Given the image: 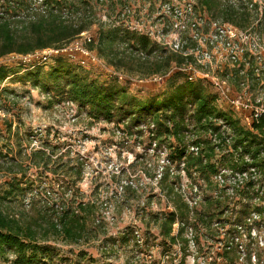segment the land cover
Segmentation results:
<instances>
[{"label": "rangeland", "instance_id": "rangeland-1", "mask_svg": "<svg viewBox=\"0 0 264 264\" xmlns=\"http://www.w3.org/2000/svg\"><path fill=\"white\" fill-rule=\"evenodd\" d=\"M73 1L79 8L76 13L68 14V19L75 21L81 16H88L86 20L92 23L84 34L67 46L64 52L58 53L64 56L73 68L75 67L76 72H81L98 84L117 83L137 99H150L168 93L172 88L167 80L168 77H175V84L185 81L182 71L178 70L179 65L174 63L169 67L167 74L142 76L123 68L115 69L95 51L93 53L99 61H91L90 57L76 50L75 45L78 47L82 45L85 35L91 40L95 39V31L99 24L97 20L102 23L116 20V13L121 11L117 23L122 22L129 31L145 35L151 43L156 44V47L171 52L173 39L177 37L183 39L187 34L180 36L173 30L174 27L171 28L173 19L165 12V7L171 4L180 7L190 4L200 11L202 7L199 5V0H120V3L116 1L113 4L105 0ZM254 1L258 6H264V0ZM34 6H38L37 2ZM257 26V23L252 24V27L259 30L264 37L263 27ZM164 40L167 44H164ZM58 54L47 55L45 51H35L25 56L8 54L0 58V64L18 70L17 74H12L3 83V87L9 89L15 98L13 100L8 97L14 102L8 104V108L0 107V173H18L17 177L21 176L20 173H26V178L34 180V189H38L37 186L47 181L44 177H51L50 172H45L42 177L39 173L47 171L48 167H52V163L50 162L44 170L35 167L30 156L34 150L44 148L46 153H52L51 160L61 156L62 161L68 159L71 160L70 164H82L83 177L78 184L81 197L96 206L97 220L91 225L93 232L89 230L87 238L76 244L56 242L55 245L63 258L54 264H207L211 260L221 264L224 263L222 245L233 233L243 237L247 232L251 240L257 241L260 247L264 246V218H258L252 225L243 227L244 231L233 232L230 229L223 234L225 227L213 225L210 227L215 230L208 231L207 226L210 223L206 226L205 223L189 216L186 222L200 223V226L195 224L192 231L197 246L195 248L187 246L183 241V234L181 235L183 240L179 239L178 243L171 246L168 245L169 243L166 244L167 246L163 244L158 235L159 228L155 217L158 213L174 210V196L180 195L182 201L184 196L196 199L199 204L195 212L210 215V221L214 222L219 220L222 214L230 216L225 212L230 203L238 205L241 210L246 209L248 204L264 203V194L260 196L258 193L261 187H264V175L260 173L262 178L259 179L256 170V180L247 178L246 180L251 181H247L250 182L249 184L244 183L239 191L242 194L237 191L231 195L224 189L215 192L220 188L213 176L209 177V185L195 169L187 170L183 161H172L169 158L170 145L174 147L177 144L171 136L164 142H158L152 139L144 124L126 130L121 120L105 121L93 118L86 110L78 109L64 96H56L51 92L43 93L33 87L29 81L21 80L22 73L26 70L33 71V66H40L46 70L54 65ZM131 54L133 55L127 53V57L138 61L154 59L158 53L153 51L144 59L134 53ZM81 60H84L83 64L80 63ZM217 60L215 65L217 67L213 65L214 72L221 77L228 73L230 64L228 65L225 56H220ZM196 77V82L192 83L214 96L212 105L216 110L229 114L238 127L254 134L257 142L262 146L264 133L258 132L253 125H247L242 116L230 111L228 105L218 99V93L211 85V79L200 80ZM237 81L233 78L227 82L233 89L239 90V87L235 86ZM2 99L3 97L0 96V103ZM192 110L193 108H189V113ZM10 120L12 127L7 130L6 125ZM211 121L210 130L200 132L197 129L196 132V126L194 129L191 119H186L184 136L185 142L201 138L210 144L213 150L212 162L218 163L214 173H219L222 167H226L223 159L231 158L233 154L228 151V147L231 148V141L228 147L225 144L215 145L211 142L207 134H214L217 129L212 128L219 124L216 119L212 118ZM218 131L220 137L227 138L222 129L219 128ZM234 133L233 131V141L236 137ZM191 146H197L199 152L198 145L189 144L187 148L190 152L197 153L190 150ZM259 157L256 156V159ZM231 160L235 164L233 167H238L237 164L240 162L243 163L240 157L236 162L232 158ZM160 173L165 181L159 183ZM5 179V175H0V185ZM23 179L25 180L22 176L21 181H24ZM232 181L233 179L229 178L227 185ZM165 184L167 187L170 184L173 186L175 195H171V198L166 194ZM192 187H198L200 190L196 191ZM257 187L258 189L255 190ZM195 191L199 198L195 197ZM248 191L254 196L255 201ZM217 199H220V203H215ZM214 205H218V208L215 209ZM246 214L247 211L242 212L240 214L242 216L238 215L237 218L242 219ZM205 232L206 236H204ZM121 237L126 238L121 240ZM242 248H237L241 253L236 254L238 259L235 264H264V258L259 262L252 257L248 260L247 248L244 246ZM78 253H84L85 257L81 258ZM0 264L9 263L0 260Z\"/></svg>", "mask_w": 264, "mask_h": 264}, {"label": "trees", "instance_id": "trees-1", "mask_svg": "<svg viewBox=\"0 0 264 264\" xmlns=\"http://www.w3.org/2000/svg\"><path fill=\"white\" fill-rule=\"evenodd\" d=\"M105 1L113 4L120 0ZM35 2L36 0H0V58L8 54L25 56L35 51L60 49L77 39L92 24L86 20L88 16H81L75 21L65 16L78 11L79 7L73 0H41L38 6H34ZM199 5L202 10L198 11L204 13L209 21L229 23L241 29L257 23L264 30V8L259 12L258 3L253 0H199ZM192 7L197 11L194 5ZM120 12L116 13V20L119 19ZM116 20L105 23L97 20L99 24L95 39L85 43L88 50L95 51L115 69L123 68L142 76L164 75L172 63L180 65L192 61V56L165 52L151 43L145 35L129 31L122 22L117 23ZM137 48L148 54L153 51L158 54L151 60L133 61L127 57V53L133 55V49ZM33 69L24 71L21 80L29 81L43 93L64 96L93 118L121 120L126 130L144 124L152 139L158 142H164L171 136L177 144L174 147L170 145L169 158L172 161H183L187 170L195 169L209 185V177L214 174L218 163L212 162L213 150L207 141L199 138L189 141L190 143L185 142L186 119H191L196 132L197 129L205 132L211 128L212 118L225 121L235 132L233 147L242 145L244 151L251 153L252 164L264 167V158L256 159L259 147L256 136L238 127L229 114L217 111L212 105L214 96L191 82L175 84V77H168L172 86L168 93L150 99H137L117 83L98 84L81 72H76L75 67L59 54L54 65L46 70L40 66H33ZM17 73L18 70L0 64V96L3 97L1 108L6 109L8 104L14 103L8 98L10 96L14 100V94L4 88L3 83L9 76ZM189 108H193L190 113ZM11 127L10 120L6 129L10 130ZM255 127L258 132L264 133V118ZM212 129L216 130L217 126L214 125ZM189 144L198 145L199 152H190L187 148ZM31 154L30 160L35 167L46 170L52 163V167H48L49 171L39 173L42 177L45 172H50L51 177H44L47 181L35 190L34 180L26 178V173H20V177H17L18 173H0L6 178L0 185V260L9 264H54L63 258L55 243L70 245L86 239L89 230L93 229L91 225L97 220L96 206L81 197L78 184L83 177L82 164H70L71 160L68 159L62 161L61 156L51 160L52 153H46L44 148L34 150ZM223 162L225 166H235L231 158L223 159ZM243 164L240 162L237 165L242 167ZM22 176L24 181H21ZM159 178V183L165 181L161 173ZM171 185H166L165 188L170 198L175 195ZM179 196H174V210L158 213L155 217L158 235L165 245L169 243L171 246L178 243L179 239L183 240V226H179L176 235L172 234L175 221L183 223L188 218V208ZM215 203H220V199ZM214 208H218V205H214ZM246 211L247 214L255 212L259 219L264 218V206L253 203L248 204L246 209L238 208L234 223L241 222L242 219L237 216ZM194 213L199 222L206 226L210 223V215L197 211ZM125 238L121 237V240ZM232 240L224 242V263L221 264H235L238 259L237 248ZM183 241L187 244L185 239ZM242 245L247 248L248 260L251 255L257 262L264 258V246L260 247L257 241L251 240L249 234ZM78 255L85 257L84 253Z\"/></svg>", "mask_w": 264, "mask_h": 264}, {"label": "built area", "instance_id": "built-area-1", "mask_svg": "<svg viewBox=\"0 0 264 264\" xmlns=\"http://www.w3.org/2000/svg\"><path fill=\"white\" fill-rule=\"evenodd\" d=\"M36 2L38 5L41 3V0H36ZM263 8L264 6H259L258 11L261 12ZM165 12L169 13L173 19L171 28L173 29L174 27L175 29L173 30L180 36H182V34H187V37H184L183 39L181 37L174 38L172 46H170V50L172 52L180 53L184 56H192V61L183 62L178 66V70L182 71L184 80L191 83L196 82L195 76H197L196 78L198 79L200 78V80L202 78L204 80L211 79V85L217 91L219 96L218 99L225 102L228 105V109L230 111L242 116L244 122L247 123V125H253L254 127L258 125L264 118V37L261 33H259L260 31L255 27H252V25L245 29H241L229 23L209 21L207 20L204 13L194 10L190 4H187L183 7L178 5L174 6L173 4L169 6L167 5L165 7ZM65 16L68 18L66 14ZM82 34H84V31L80 33V35ZM90 41V37L85 35L83 44L79 47L75 45V49L79 50V52L83 55L90 57L91 61L98 62L99 60L95 57L96 55L93 53V51H90L85 47V43ZM69 44L63 46L60 49H45L43 51H45V54L47 55L57 54L64 52ZM164 44H167L165 43V40ZM134 54L138 57L140 56L142 59L149 56V54L141 48L135 49ZM220 56H225L228 60V65L230 64L228 73L221 77L215 74L213 67V65H216L218 61L217 59ZM43 58L45 59L46 57ZM80 63L83 64L84 60H81ZM193 66L199 67L202 70H197ZM233 78L234 80H238L237 83H235V86H237V88L239 87V90L233 89L228 84L227 81H230ZM218 121L219 124H216V132L214 134H207V136L215 145L225 144L228 147V143L231 141L232 149L228 147V151L232 152L233 154L231 158L236 162L238 157H240L244 164L239 168L230 166L222 167L219 173H214L212 175V178H214L215 182L220 188L215 192H220L222 189H224L225 192L227 191L228 194L233 195L234 192L238 191L239 193V191L243 188L244 183L250 180H246L247 178L256 180L257 171L259 173V179L262 178L260 173H264V167L259 168L254 166L252 164L253 158L251 153L244 151L242 149V145L233 147L235 141H233L234 135L232 134L233 130L231 126L221 119ZM219 128L222 129L224 133H226L227 138H222L219 136ZM262 137V142H264V134ZM260 145L258 147L256 156H260L259 158H264V144L262 146ZM238 149L239 151H236ZM190 150L197 152L198 148L197 146H191ZM229 178H232L233 181L231 184L227 185V180ZM194 189L196 191L200 190L198 187H195ZM257 189L258 187L255 190ZM196 191L195 197L199 198V196L196 194ZM258 193L260 196H263L264 187H261V190ZM239 194H242V192ZM248 194L254 198V196L249 191ZM183 200L188 208L189 218L194 219V212L197 210V205L199 203L196 199H189L186 196H184ZM257 204L264 206L263 202ZM237 211L238 205L230 203L228 207H226L225 211L226 213H229L230 216L222 214L221 218L218 217V219L220 218L219 220L214 222L213 220L210 221L209 226H207L209 228L208 231L215 230L210 227L213 225H221V228L225 227L226 229L224 228L225 230L223 234L228 232L230 229L233 232H237V230L242 231L243 227L252 225V223L258 219L257 214L252 211L246 214L245 217L242 218L241 222L234 223ZM191 223L192 225H190ZM195 224L200 226V223L198 222L180 223L178 220H176L172 226V234L176 235L179 226H183L184 230L182 234L184 235V239L187 241L186 245L195 248L197 246V241L195 234L192 232L194 230L193 227H195ZM204 234V236H206V232ZM246 234L247 235L243 234L242 237L237 236V234L234 235L233 233V235L229 236V239H233L232 241H234L233 244L236 245V248L243 249L242 243L245 239H247L248 236L247 232ZM221 240L219 243H221ZM226 249H229V247ZM236 251L237 254L241 253V250L238 251V249H236ZM251 257L254 260L253 255H251ZM207 264L218 263L211 260L210 262H207Z\"/></svg>", "mask_w": 264, "mask_h": 264}]
</instances>
